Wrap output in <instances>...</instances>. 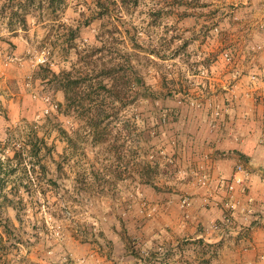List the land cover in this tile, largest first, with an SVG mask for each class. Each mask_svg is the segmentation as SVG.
Instances as JSON below:
<instances>
[{"label": "rangeland", "instance_id": "374dc122", "mask_svg": "<svg viewBox=\"0 0 264 264\" xmlns=\"http://www.w3.org/2000/svg\"><path fill=\"white\" fill-rule=\"evenodd\" d=\"M8 1L0 0V264L210 262L218 255L214 244L183 238L163 250L147 246L134 233L138 221L129 216L135 219L142 207L146 217L154 211L145 189L167 191L175 179L187 177L172 122L175 103L188 100L174 92L205 89L190 75L210 73L215 60L234 65L240 49L231 34L238 30L221 35L223 13L251 0H67L59 19L37 11L27 15L26 28L16 18L10 25L9 10L2 8L15 4ZM228 21L232 25L233 17ZM72 43L77 48L70 49ZM42 50L49 51L48 59L38 63ZM261 53L264 43L241 50L250 61ZM127 55L139 78L131 88L134 97L96 102L116 107L105 122V140L93 138L79 112L61 106L62 90L35 78L41 65L95 74L104 64L125 67ZM249 77L259 79L256 71ZM115 235L125 250L116 246Z\"/></svg>", "mask_w": 264, "mask_h": 264}, {"label": "crops", "instance_id": "0c3cea01", "mask_svg": "<svg viewBox=\"0 0 264 264\" xmlns=\"http://www.w3.org/2000/svg\"><path fill=\"white\" fill-rule=\"evenodd\" d=\"M254 2L251 0L249 6L223 13L221 35L234 28L238 30L231 34V42L240 49L234 65L226 66L215 60V69L211 67L210 73L207 70L208 73L190 75L191 81L203 82L205 89L189 90L196 97H207V103L201 108H194L187 102L175 103L172 138L176 141V156L181 165L189 168V176L183 181L175 179V185L169 186L167 191L159 187L145 189V198L155 210L146 217L142 207L135 219L129 216V221H138L140 227L134 233L147 246L163 250L171 240L178 244L183 238L203 239L218 250L209 264H246L249 260L264 264V259H260L264 255V53L255 61L241 55L242 49L264 43V0L258 7ZM230 16L233 17L232 25L228 23ZM194 57L189 58V63ZM235 71H238L237 77ZM253 71L258 74L257 82L250 80L249 74ZM209 102L225 109L214 129L210 126L212 107ZM240 163L250 171L248 188L245 192L236 191L239 203L233 213V223L222 235L213 229V224L224 217L223 185L228 183ZM203 171L209 176L208 187L196 181V176ZM209 193L212 196L207 200ZM183 197H189L190 205L182 204ZM142 199L144 204L145 199ZM111 237L118 248L125 250V244L117 235ZM177 244L171 247L175 250ZM117 260L119 258H115V262ZM120 262L117 264L127 261L122 258Z\"/></svg>", "mask_w": 264, "mask_h": 264}, {"label": "trees", "instance_id": "16d2710c", "mask_svg": "<svg viewBox=\"0 0 264 264\" xmlns=\"http://www.w3.org/2000/svg\"><path fill=\"white\" fill-rule=\"evenodd\" d=\"M15 4L10 7L3 6V10H9L10 25L13 19H18L22 28H26L27 15L36 13L45 14L48 20L55 21L61 17L66 7L67 0H9ZM8 1V2H9ZM124 1V0H121ZM16 32L15 28L11 29ZM70 41L74 40L75 32L72 31ZM71 48H77L75 43H72ZM224 56V55H223ZM131 56L127 55L128 64L123 67L113 63L111 65L104 64L98 73L75 74L74 67L71 69H63L60 71L53 70L49 65H41L35 72V78L46 80L55 84V88L64 92L65 102L61 106H65L67 112L76 111L85 118L86 124L90 128L91 135L96 140H105L108 134L106 121L112 117L113 109L108 103L97 104L111 100L113 104L116 101H123L134 97V92L131 90L133 85L138 81L137 75L130 71ZM204 62V61H203ZM206 69L207 62L202 63ZM122 66V67H121ZM110 102V101H109ZM95 104V105H94ZM97 104V105H96ZM1 106V105H0ZM111 110V111H110ZM116 114V112H114ZM1 176V175H0ZM2 186H0L1 194ZM3 198H8L3 195ZM15 208H18L16 202L11 198L7 199ZM8 227V226H7ZM200 241H202L200 239ZM209 246H212L209 244ZM202 264H209V259H203Z\"/></svg>", "mask_w": 264, "mask_h": 264}, {"label": "built area", "instance_id": "2783aa9c", "mask_svg": "<svg viewBox=\"0 0 264 264\" xmlns=\"http://www.w3.org/2000/svg\"><path fill=\"white\" fill-rule=\"evenodd\" d=\"M49 51L42 50L40 53L37 54V62L38 63H44L47 61V54ZM224 57L227 59V61L232 62V56L228 53H224ZM238 74V71L236 72ZM254 77V76H253ZM175 97H183L186 100H188V103L190 106L194 108H201L204 106L205 103H207L205 100L197 99L192 92L190 91H178L174 92ZM210 107H212V118L210 121V126L212 129L216 128L225 113V109L217 106H213L211 102L208 103ZM49 109L46 108V112H48ZM160 155L166 157L170 162L175 161L174 155H168L167 151L161 150ZM250 176V171L243 165V164H238L235 167V170L230 177L228 183L226 185H223V189L225 191V198L223 201V208H224V217L223 219L216 221L213 224V229L217 230L220 232V234H224L230 226H232L233 223V213L237 208V205L239 203V200L236 198L237 192L236 191H241L245 192L248 188V178ZM196 181L199 185H202L204 187H208L209 185V176L208 173L202 172L199 175L196 176ZM210 193L206 197L208 200ZM249 201L252 200L251 197L248 198ZM182 204L185 206L190 205V200L189 197H183L182 198ZM153 210H155V207H152ZM260 259H264V255L260 256ZM246 264H254L252 260H249Z\"/></svg>", "mask_w": 264, "mask_h": 264}]
</instances>
